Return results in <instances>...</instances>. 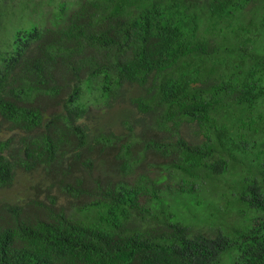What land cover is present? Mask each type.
I'll use <instances>...</instances> for the list:
<instances>
[{
  "label": "trees",
  "instance_id": "16d2710c",
  "mask_svg": "<svg viewBox=\"0 0 264 264\" xmlns=\"http://www.w3.org/2000/svg\"><path fill=\"white\" fill-rule=\"evenodd\" d=\"M49 2L0 0V188L16 166L53 179L0 203V264H264V0ZM124 84L151 135L91 132ZM148 151L159 176L129 182ZM103 154L120 178L93 174ZM229 173L236 223L193 228L165 198Z\"/></svg>",
  "mask_w": 264,
  "mask_h": 264
},
{
  "label": "rangeland",
  "instance_id": "374dc122",
  "mask_svg": "<svg viewBox=\"0 0 264 264\" xmlns=\"http://www.w3.org/2000/svg\"><path fill=\"white\" fill-rule=\"evenodd\" d=\"M67 1L50 0L48 8L50 9L51 18L53 13L59 8L60 2H64L66 6V10L61 14L64 15L71 8L78 5L77 1L79 0ZM49 22H53V19H50ZM142 93V89L136 84H124L120 96L114 100L112 105L91 111L89 116L84 120L85 124H87L91 132L111 131L115 134L128 135L132 132L139 135L141 132L151 135L147 131V127L151 124L148 116L139 114L137 108L130 101V98L139 96ZM6 126V124H3L0 128V140H4L14 134V131L6 128ZM178 131L187 141L198 142L200 140V136L197 133L198 129L193 123H183ZM94 159H96V166L93 174L108 172L109 174H113L115 179L120 178L110 154L99 155ZM157 161V157L152 152H146L143 162L139 166L134 167L128 178L125 179H128L129 182L135 181L138 179V174H144L151 178L159 176V168H156L154 165ZM231 178L233 177L229 173L226 175V178L223 176L217 177L215 179L216 187L213 189H201L193 194L176 190L175 193H166L165 198L179 216L190 222L193 228L209 230L213 224L219 221L218 216H222L223 212H225L230 189L224 180L228 181ZM52 182L53 179L45 175L44 169L41 166L32 170H25L20 166H16L11 185L0 188V203L25 204L30 199H43ZM56 190V187L53 185L50 193H55ZM57 203L58 205L66 204L62 196H59ZM214 213L217 214L216 217ZM222 218L226 219L229 223L235 220L234 218H226L225 216H222ZM237 220H235V223Z\"/></svg>",
  "mask_w": 264,
  "mask_h": 264
}]
</instances>
